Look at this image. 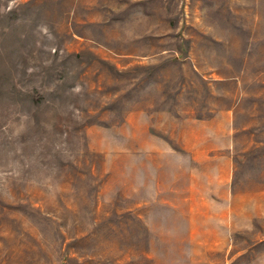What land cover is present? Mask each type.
<instances>
[{"label": "rangeland", "instance_id": "374dc122", "mask_svg": "<svg viewBox=\"0 0 264 264\" xmlns=\"http://www.w3.org/2000/svg\"><path fill=\"white\" fill-rule=\"evenodd\" d=\"M0 264H264V0H0Z\"/></svg>", "mask_w": 264, "mask_h": 264}, {"label": "crops", "instance_id": "0c3cea01", "mask_svg": "<svg viewBox=\"0 0 264 264\" xmlns=\"http://www.w3.org/2000/svg\"><path fill=\"white\" fill-rule=\"evenodd\" d=\"M221 181L218 183L219 185H224L226 184V194L228 195L229 190H230V183H229V178L227 177L226 180H224L223 178L220 179ZM218 184H216L218 186ZM214 194H216V192H213ZM220 198H225L223 196H219ZM227 198V197H226Z\"/></svg>", "mask_w": 264, "mask_h": 264}]
</instances>
